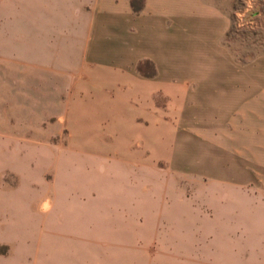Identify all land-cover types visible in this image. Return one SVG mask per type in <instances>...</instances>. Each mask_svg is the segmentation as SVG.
Returning <instances> with one entry per match:
<instances>
[{
  "label": "rangeland",
  "instance_id": "374dc122",
  "mask_svg": "<svg viewBox=\"0 0 264 264\" xmlns=\"http://www.w3.org/2000/svg\"><path fill=\"white\" fill-rule=\"evenodd\" d=\"M220 1L236 59L264 54V0ZM94 7L0 0V264H258L263 211L207 176L194 91L158 89L149 61L124 72ZM209 151L240 178L241 149Z\"/></svg>",
  "mask_w": 264,
  "mask_h": 264
},
{
  "label": "crops",
  "instance_id": "0c3cea01",
  "mask_svg": "<svg viewBox=\"0 0 264 264\" xmlns=\"http://www.w3.org/2000/svg\"><path fill=\"white\" fill-rule=\"evenodd\" d=\"M92 1L96 16L90 19L91 31L101 34L107 24L120 34L122 56L127 58L119 62L124 72L149 61L157 73L158 89L172 88L174 82L180 89L194 91L195 136L209 140L195 149H208L212 161L207 176L239 186L264 215V54L242 62L225 44L232 29L231 4L220 0H142L137 16L134 0ZM130 76L128 85L133 86L140 77ZM209 149H241L240 178L212 171L216 161ZM260 233L258 264H264V228Z\"/></svg>",
  "mask_w": 264,
  "mask_h": 264
},
{
  "label": "bare ground",
  "instance_id": "6f19581e",
  "mask_svg": "<svg viewBox=\"0 0 264 264\" xmlns=\"http://www.w3.org/2000/svg\"><path fill=\"white\" fill-rule=\"evenodd\" d=\"M46 208H49V205H46Z\"/></svg>",
  "mask_w": 264,
  "mask_h": 264
}]
</instances>
